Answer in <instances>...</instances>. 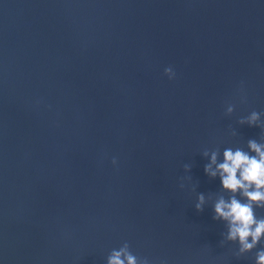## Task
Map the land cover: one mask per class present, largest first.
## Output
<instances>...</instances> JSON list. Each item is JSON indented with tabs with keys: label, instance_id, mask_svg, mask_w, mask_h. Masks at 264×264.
I'll return each instance as SVG.
<instances>
[{
	"label": "water",
	"instance_id": "obj_1",
	"mask_svg": "<svg viewBox=\"0 0 264 264\" xmlns=\"http://www.w3.org/2000/svg\"><path fill=\"white\" fill-rule=\"evenodd\" d=\"M252 109L262 0H0L3 264H105L125 240L152 264H253L194 207L222 191L205 147L264 140Z\"/></svg>",
	"mask_w": 264,
	"mask_h": 264
},
{
	"label": "clouds",
	"instance_id": "obj_2",
	"mask_svg": "<svg viewBox=\"0 0 264 264\" xmlns=\"http://www.w3.org/2000/svg\"><path fill=\"white\" fill-rule=\"evenodd\" d=\"M163 73L169 80L176 76L171 64L164 66ZM234 108L233 103H227L224 111L231 114ZM238 122L256 125L264 130V111L252 109L239 116ZM202 154L207 157L204 172L211 178H219L222 191L214 199L211 198L212 194L206 196L204 192H197L194 207L202 210L211 200L213 219L221 220L225 225L223 240L237 245L233 254L240 256L255 249L253 264H264V246L257 247L258 243L264 244V215L255 212V208L264 207V140L250 137L246 141V148L232 145L224 146L222 150L205 147ZM111 163H117L115 155L111 157ZM183 166L189 167L187 164ZM0 264H3L2 259ZM105 264H152V261L146 256L138 257L125 240L109 250Z\"/></svg>",
	"mask_w": 264,
	"mask_h": 264
}]
</instances>
